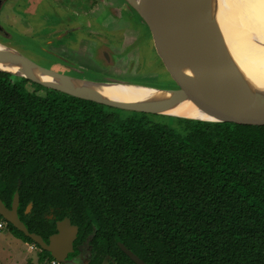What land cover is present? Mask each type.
I'll return each mask as SVG.
<instances>
[{
    "label": "trees",
    "instance_id": "1",
    "mask_svg": "<svg viewBox=\"0 0 264 264\" xmlns=\"http://www.w3.org/2000/svg\"><path fill=\"white\" fill-rule=\"evenodd\" d=\"M15 191L45 242L56 221L77 226L79 264H134L118 242L146 264H264L263 130L121 111L0 72L6 207Z\"/></svg>",
    "mask_w": 264,
    "mask_h": 264
},
{
    "label": "water",
    "instance_id": "2",
    "mask_svg": "<svg viewBox=\"0 0 264 264\" xmlns=\"http://www.w3.org/2000/svg\"><path fill=\"white\" fill-rule=\"evenodd\" d=\"M5 1L0 0V10ZM124 1L135 15L130 19L137 18L147 29L165 85L133 82L131 79L110 78L101 74L93 79L72 77L44 67L1 42L0 65L15 71L0 69V72L121 111L264 131V89L241 77L218 25L212 24L210 11L217 15L218 0H189L190 3L185 6L180 5L181 0ZM149 14L162 15L165 20L151 19ZM73 30L62 31L54 38L60 40L64 33ZM0 36L12 38L1 23ZM103 48L100 54L107 65L112 61L104 52L106 48ZM111 87L141 89L149 92L150 96L141 101H114L105 97L99 89ZM181 104L192 115L171 112ZM18 206L19 196L15 191L10 207L0 200V217L47 251L59 264H75L67 256L73 252L77 226L64 217L55 222L56 231L45 242L40 235L27 230L18 217ZM30 209L31 203L27 205L25 213ZM117 245L134 264H146L122 243L118 242Z\"/></svg>",
    "mask_w": 264,
    "mask_h": 264
},
{
    "label": "rangeland",
    "instance_id": "3",
    "mask_svg": "<svg viewBox=\"0 0 264 264\" xmlns=\"http://www.w3.org/2000/svg\"><path fill=\"white\" fill-rule=\"evenodd\" d=\"M75 1H6L0 23L12 38L0 36V42L44 67L72 77L93 79L101 74L110 78L131 79L133 82H151L159 86L166 84L146 27L137 18L130 19L135 15L124 0H101V3H93L97 0ZM8 7L12 8L20 21ZM84 12L87 14L84 15ZM57 28L64 32L70 28L74 30L55 40L54 37L60 32L56 31ZM91 31H99L100 34H92ZM77 35L81 38V44L74 49L73 40L69 39ZM109 36L111 42L107 40ZM97 39L103 42L99 46ZM106 40L109 43H104ZM103 47L112 61L107 65L100 54ZM113 47L116 53H121L115 56ZM26 90L33 92L35 87L27 84ZM36 93L43 95L44 91ZM154 119L157 120L156 117ZM166 123L177 126L173 119H166ZM29 246L13 237L6 227L0 229V264H39L37 250L33 248L31 251Z\"/></svg>",
    "mask_w": 264,
    "mask_h": 264
},
{
    "label": "bare ground",
    "instance_id": "4",
    "mask_svg": "<svg viewBox=\"0 0 264 264\" xmlns=\"http://www.w3.org/2000/svg\"><path fill=\"white\" fill-rule=\"evenodd\" d=\"M181 0L180 5H188ZM217 15L211 12L212 24L218 25L227 44L230 57L241 77L264 89V0H218ZM151 19L163 22L165 17L149 14ZM0 69L15 71L3 67ZM114 101H141L149 92L131 87L99 88ZM178 115H192L184 105L171 111Z\"/></svg>",
    "mask_w": 264,
    "mask_h": 264
},
{
    "label": "flooded vegetation",
    "instance_id": "5",
    "mask_svg": "<svg viewBox=\"0 0 264 264\" xmlns=\"http://www.w3.org/2000/svg\"><path fill=\"white\" fill-rule=\"evenodd\" d=\"M77 1H82V0H76L75 2H77ZM93 3H101V0H97L96 2H93ZM102 3H104L103 1H102ZM107 5H109L108 3H107ZM76 6V5H75ZM78 8V7H77ZM85 14H87L86 12H84V15ZM87 16H90V14H88ZM91 17V16H90ZM60 28H58V30H59ZM91 33L92 34H100V32L98 31V32H95V31H91ZM102 39V38H101ZM101 39H97V41H96V44H97V46H99V44H101V43H103L102 41H101ZM100 40V41H99ZM107 40H109L110 42L112 41V38H111V36H109V38H107ZM106 40V42H104V43H109V41H107ZM79 42H81L80 41V38L79 37H77V38H75L74 40H73V48L74 49H76V47H77V45H79L78 43ZM120 42H121V40H120ZM81 44V43H80ZM119 45H120V43H118ZM77 51L79 52V48L77 49ZM75 241V240H74ZM73 244H74V242H73ZM75 250H77V254H75V255H73L72 257H68L67 256V259L68 260H70L72 263H75L76 261H78L79 263H81V260L83 259V258H85L86 260H87V255H85L86 253H88V251H89V248H86V246L85 245H78V246H74L73 245V252L72 253H74L75 252ZM72 253H70V254H72ZM69 255V254H68ZM105 264H107V263H105Z\"/></svg>",
    "mask_w": 264,
    "mask_h": 264
},
{
    "label": "crops",
    "instance_id": "6",
    "mask_svg": "<svg viewBox=\"0 0 264 264\" xmlns=\"http://www.w3.org/2000/svg\"><path fill=\"white\" fill-rule=\"evenodd\" d=\"M6 1L8 2V0H6ZM6 1H5V2H6ZM14 3H15V1H14ZM4 4H5V3H4ZM2 8H3V6H2ZM2 8H1V10H0V14H2V13H1L2 10H3ZM8 8H10V7H8ZM10 12H11L12 14H14L12 8H10ZM5 13H6V12H5ZM6 14H7V13H6ZM14 16L17 17L15 14H14ZM17 18H18V17H17ZM17 18H16V19H17ZM18 19H19V18H18ZM18 19H17V20H18ZM20 20H21V19H19V21H20ZM22 23H23V21H22ZM56 31H57V32H58V31L62 32L63 30L61 31V28H60L59 30H58V28H57ZM57 32H56V33H57ZM60 32H58L57 34H59ZM128 32H129V31H128ZM129 33H130V32H129ZM130 34L134 35L132 32H131ZM127 35H128V34H127ZM77 37H78V35L75 36V37L70 38L69 40H74V39L77 38ZM124 39H125V38H124ZM80 41H81V38H80ZM80 43H81V42H79L78 44L80 45ZM79 45H77V46H79ZM126 48H127V47H126ZM113 49H114V47L112 48V51H113V53L115 54V56H116L117 54H120V53H121V52H120V53H116ZM125 50H127V49H125ZM125 50H124V51H125Z\"/></svg>",
    "mask_w": 264,
    "mask_h": 264
},
{
    "label": "built area",
    "instance_id": "7",
    "mask_svg": "<svg viewBox=\"0 0 264 264\" xmlns=\"http://www.w3.org/2000/svg\"><path fill=\"white\" fill-rule=\"evenodd\" d=\"M4 226H5V225H4V222L0 220V229H3ZM33 248H34L33 245H30V246H29V250L32 251ZM50 264H59V263H58L56 260L53 259V260L50 262Z\"/></svg>",
    "mask_w": 264,
    "mask_h": 264
}]
</instances>
